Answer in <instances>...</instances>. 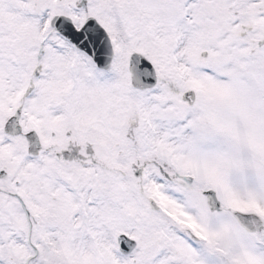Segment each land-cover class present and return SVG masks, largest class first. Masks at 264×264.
Returning a JSON list of instances; mask_svg holds the SVG:
<instances>
[{"label":"snow or ice","instance_id":"6c2138e0","mask_svg":"<svg viewBox=\"0 0 264 264\" xmlns=\"http://www.w3.org/2000/svg\"><path fill=\"white\" fill-rule=\"evenodd\" d=\"M0 264H264V0H0Z\"/></svg>","mask_w":264,"mask_h":264}]
</instances>
